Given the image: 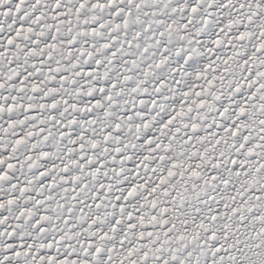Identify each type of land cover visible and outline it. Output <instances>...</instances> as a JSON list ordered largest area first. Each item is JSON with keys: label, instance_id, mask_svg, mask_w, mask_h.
<instances>
[{"label": "snow or ice", "instance_id": "snow-or-ice-1", "mask_svg": "<svg viewBox=\"0 0 264 264\" xmlns=\"http://www.w3.org/2000/svg\"><path fill=\"white\" fill-rule=\"evenodd\" d=\"M0 264H264V0H0Z\"/></svg>", "mask_w": 264, "mask_h": 264}]
</instances>
